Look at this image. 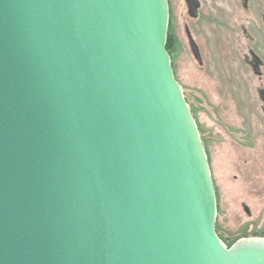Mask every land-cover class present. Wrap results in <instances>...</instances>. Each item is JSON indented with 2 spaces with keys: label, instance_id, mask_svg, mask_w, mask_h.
Segmentation results:
<instances>
[{
  "label": "water",
  "instance_id": "1",
  "mask_svg": "<svg viewBox=\"0 0 264 264\" xmlns=\"http://www.w3.org/2000/svg\"><path fill=\"white\" fill-rule=\"evenodd\" d=\"M168 22L167 0H0V264H264V237L216 233Z\"/></svg>",
  "mask_w": 264,
  "mask_h": 264
},
{
  "label": "rangeland",
  "instance_id": "2",
  "mask_svg": "<svg viewBox=\"0 0 264 264\" xmlns=\"http://www.w3.org/2000/svg\"><path fill=\"white\" fill-rule=\"evenodd\" d=\"M167 1L166 49L207 153L216 233L228 247L264 237V0H199L196 18L184 0Z\"/></svg>",
  "mask_w": 264,
  "mask_h": 264
},
{
  "label": "flooded vegetation",
  "instance_id": "3",
  "mask_svg": "<svg viewBox=\"0 0 264 264\" xmlns=\"http://www.w3.org/2000/svg\"><path fill=\"white\" fill-rule=\"evenodd\" d=\"M185 1V0H184ZM186 3V2H185ZM186 8H187V12H188V7H187V5H186ZM200 8V2H199V6L197 7V9L194 11L195 13H197V15H196V17H198V15H199V13H198V9ZM188 15H189V12H188ZM190 16V15H189ZM191 17V16H190ZM196 17H193V18H196ZM184 30H185V33H186V36H187V34L188 33H190L191 34V31H190V28L188 27V25H186L185 24V26H184ZM191 36H192V34H191ZM193 38V37H192ZM188 39V38H187ZM195 41V40H194ZM195 43L197 44V47H198V50H199V54H200V56H201V53H200V47H199V44L195 41ZM188 44H189V41H188ZM190 47V46H189ZM254 69H255V71L257 72V74H260L261 73V71L258 69V67H259V61L258 60H255V63H254ZM255 72V73H256ZM261 90H262V88H261ZM262 92H264V89L262 90ZM261 99H262V101H263V105H264V94H262V96H261ZM263 111H264V106H263ZM253 200L254 199H257V198H252ZM244 210H245V212L249 215L250 214V210H249V208L247 207V206H245L244 205Z\"/></svg>",
  "mask_w": 264,
  "mask_h": 264
}]
</instances>
